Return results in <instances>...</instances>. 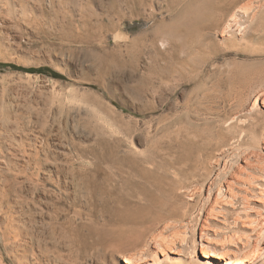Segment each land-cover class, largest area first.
I'll list each match as a JSON object with an SVG mask.
<instances>
[{
    "label": "bare ground",
    "instance_id": "bare-ground-1",
    "mask_svg": "<svg viewBox=\"0 0 264 264\" xmlns=\"http://www.w3.org/2000/svg\"><path fill=\"white\" fill-rule=\"evenodd\" d=\"M94 2L95 7H92L88 0L76 1L72 13H68L62 21L66 25L64 30L60 29V32L62 31L61 38L69 43L93 45L103 52L104 57L97 60L100 72L106 75L112 70L123 69L127 65V58L131 59L129 62L133 65L141 56L149 58L151 61L156 60V62V58H178L177 63L181 68L178 66L176 69H173L174 67L169 69L165 66H159L158 69H155L157 67L152 68L153 70L149 68L147 77L136 81L137 86L133 88L134 92L136 96L139 98L143 96L144 99L146 98L144 94L149 90L153 92L152 90L156 89L162 92L161 86L165 80L171 79L173 73L184 79L182 78L184 77V68L189 70L191 65V61H188L190 59H186L190 58L189 54L192 52L200 55L202 53L209 54V58H215L220 52L217 49V44L220 43L216 44V39L214 40L213 37H219L220 42L224 43L223 45H226L225 43L230 45L237 40L240 42L244 37L239 39V36L246 34L245 30L248 29L244 26L245 22H238L239 13L245 15L246 10L243 8H234L223 15L218 13L216 17L206 20L203 13L190 9L189 0H95ZM171 11H174V16L169 19V22L160 17L162 13ZM256 16L252 15L251 19ZM121 32L125 33L124 37H118V33ZM113 34L115 35L113 36ZM111 36H113V41L110 39ZM122 38L124 42L120 43ZM181 54L189 56L180 57ZM203 57L206 58L205 55ZM205 63L206 60L202 62L201 67H204ZM151 74L155 78L153 80L157 81V86L154 84L156 82L150 80ZM189 74L184 79L185 82L193 81L189 78L191 76ZM164 87L165 85L162 86V88ZM129 90L131 91V89ZM129 90L127 89V91ZM78 94L72 92L69 100L76 107H81L83 104L80 110H89V107L96 106L98 109H93L92 112L95 117L103 118L106 123L109 118H114L112 117L114 110L102 108L101 100L97 96ZM260 94L257 93L245 109H242L240 113L231 114L230 118L206 112V115L209 116L206 123L203 124L206 126L203 133L207 131L206 133H202L201 136L194 134V137L190 139L191 136L189 137L188 133L180 137L175 132L179 137L176 135L175 139L170 140L166 146L158 144L153 151L151 150L147 154L145 151L136 150L132 141L129 142V145L128 143L126 146L123 145V141L126 142L129 138L131 140L138 130L137 125H134L133 129L128 125L117 131L121 137L112 145L111 143L107 144L104 140H95L92 142L94 144L92 148L82 146L86 148L83 150L84 154L80 148L70 152L68 146L58 138V132L56 134L53 132L52 138L49 137L52 131L47 134L49 135L46 136L47 138L40 131L41 136L38 134L32 139L26 140L29 151L32 152L27 154L24 150L27 147L23 146V138L19 135L21 130L16 127L14 129V134L17 137V139L14 138L16 146L9 148L6 161L14 167H32L33 170H37L35 172L39 175L38 169L40 170L43 160L40 153L44 151L45 145H49L53 157L63 160L65 164L63 168L61 167L63 163L60 165L53 163L47 171L48 182L54 188H52L54 192L58 191L57 196L55 195V203H65L70 199L74 201L71 203V211L65 210L63 206L61 207L63 209L54 210L55 214L54 212L53 214L57 219L59 215L61 217L63 214V216L68 215L71 218H81L80 220H82V212L75 209L74 204L77 198L83 199L90 205L91 211L98 213V217L104 218L106 221H104V226H111L108 233L113 238L110 237L111 240L115 241L114 245L117 248V254L120 253L121 264H164L167 262L175 264H264V137L259 136L261 139L255 138L254 144H248V138L253 133H250L248 129L252 126L255 128L254 124L257 125V121L253 122L256 119L251 117V114L255 113L258 103L264 106V96ZM160 96L162 95L160 94ZM190 104L189 102V106ZM189 106L184 107L187 114L192 113V108ZM90 113L87 114V117L91 115ZM193 113L198 117L200 115L197 110ZM242 113L247 116H243ZM36 117L38 118V116ZM44 118H40V120L43 121ZM188 126L190 125L188 124ZM42 127L40 130L46 129L43 125ZM185 127L187 128V125ZM261 127L259 128L261 129ZM262 128L261 135L264 134V126ZM49 162L51 165V161ZM169 177L172 179L170 180ZM33 184L31 183V185ZM166 185L171 189H166ZM181 196L190 202L195 203V200H198L197 202L200 203L196 219L197 231L192 233L191 243L187 242L190 238L186 239V228L189 224L188 210L191 208L177 205L176 200ZM68 207L70 208V206ZM93 212L86 213V216L94 220ZM171 218L180 219V222L172 228L175 233L176 229L178 230L177 224L182 225L183 228V231H177L178 244L180 245L177 249L182 248V251L185 248L187 250L188 247L191 249L190 253H185V250L183 251L185 254L177 251L176 240L172 241L161 237L166 230L163 224ZM211 221L217 222L219 225L216 227L222 231L213 233L220 239V243L212 244L207 240V237H210L208 230L211 229L209 228ZM172 224L170 226H173ZM7 229L9 234L11 232L14 236L17 235V230L15 231L11 226ZM194 229L195 227H193ZM167 231L170 230L167 229ZM138 246L141 248L132 251L128 249L138 248ZM230 246L234 250L228 249ZM226 249L230 252H227ZM146 252L150 253L149 261H147ZM0 259L3 262V258Z\"/></svg>",
    "mask_w": 264,
    "mask_h": 264
},
{
    "label": "rangeland",
    "instance_id": "rangeland-1",
    "mask_svg": "<svg viewBox=\"0 0 264 264\" xmlns=\"http://www.w3.org/2000/svg\"><path fill=\"white\" fill-rule=\"evenodd\" d=\"M76 1L78 0H0V202L2 201L0 258H3V262L0 259V264H121L120 253L117 254L118 251L114 245L115 241L111 240L112 236L108 233L111 226H104V218L98 217V213L91 211L90 205L83 199L77 198L74 204L75 209L82 212V220H80L81 218H71L68 215L63 216V214L61 217L59 215L58 219L55 217L57 208L64 206L65 210L71 211V203L74 201L70 199L65 203H55V195L57 196L58 191L54 192V188L48 182L47 171L53 163H59V165L63 163L61 167L65 164L63 160L53 157L49 145H45L44 151L40 153V157L44 161H41L42 165L40 170L38 169L39 175L36 173L37 170H33L32 167H14L7 163L9 148L16 146L14 140V138L17 139L14 134L16 127L21 130L19 135L23 138V146L27 147L24 149L27 154L32 153L26 144L28 139H32L38 134L49 136L47 134H50L51 131L49 137L58 132V138L68 146L70 152L80 148L84 154L83 150L92 148L94 146L92 142L95 140H104L107 144L111 143L112 145L121 137L117 131L128 125L133 129L134 125H137L138 130L131 140L129 138L122 144L126 146L132 141L136 150L145 151L147 154V152L153 151L158 144L166 146L170 140L175 139L177 135L175 132L180 137L188 133V136H191L190 139L194 137V134L201 136L203 130H206V126L203 124L209 117L206 112L230 118L231 114L240 113L242 109H245L257 93L264 96V0H189L190 9L203 13L206 20L216 17L218 13H220L219 15L228 13L234 8L245 9L244 16L241 13L238 15L240 17L238 22H245L244 26L248 28L245 30L246 34L239 36V39L244 37L243 41L237 40L230 45L225 43L226 46L220 42L219 37H213L214 40L216 39V44L220 43L217 44V49L220 52L215 58H209L210 55L205 53L196 54L191 50H188L192 52L189 54L191 56L186 55L187 53L181 54L180 57L189 56L190 58L179 59H190L188 61H191L189 70L184 68V77L182 78L188 77L190 72L189 78L193 81L185 82L184 79L177 76L178 74L173 73L171 79L164 81L162 86L165 85V87L161 86L162 92L156 89L152 90L153 92L149 90L147 91L149 93L144 94L145 99L143 96L142 98L136 96L135 89H133L137 86L136 81L147 77L149 68L151 70L155 67L158 69L159 66L169 69L173 67L176 69L177 66L181 68L177 63L178 58H156V62V60L151 61L149 58L141 56L134 65L130 64V58L129 60L125 58L126 68L103 74L97 66L98 58L105 55L103 52L93 45L69 43L61 38L62 31L60 32V29L64 30L66 25L62 21L68 13H72ZM88 1L90 6L95 5V0ZM253 13L257 16L251 19ZM162 14L160 17L169 22V19L174 16V11ZM118 34V37L125 35L124 32ZM113 36L110 37L111 41H113ZM119 42L123 43V38ZM203 54L206 58L203 57ZM205 60L204 67H201ZM192 62L194 63L192 64ZM151 75L150 80L155 79L153 74ZM153 81L156 82L155 85H158L157 81ZM127 89H131V91L129 90V92ZM72 92L79 93L78 95L97 96L101 100L102 108L114 110V114H112L114 118H109L110 120L108 119L106 123L103 118L95 117L92 112L93 109H98L96 106H94L95 108L89 107V110H80L83 104L81 107H76L69 100ZM147 99L151 102H148ZM186 105L192 108V113L197 110L200 114L199 117L195 113L187 114L184 109ZM47 112L50 114L49 116ZM89 112H91V115L89 114L91 117L89 115L87 117ZM242 114L247 116L245 113ZM252 114L251 117L256 119L253 122L257 121V125L254 124L255 128L252 126L248 129L250 133H254L248 138V144L251 145L256 142L254 140L257 138V140L261 139L259 136L264 137V134L260 133L264 126L263 104L258 103L255 113ZM39 117L44 118L45 121L44 119L41 121ZM43 122L44 124H42ZM45 122L49 124L47 125ZM229 122L227 123L229 124ZM42 125L46 129L40 130ZM260 126H262L261 129ZM40 131H42L41 134ZM43 132L46 134L44 135ZM178 135L177 137H179ZM48 142L50 143V141ZM49 161H51V165ZM20 170L21 172H18ZM44 170L45 173H43ZM35 176L37 177L35 178ZM28 177L35 179H31L33 180L31 181ZM169 178L172 179V177ZM31 183L34 184L31 185ZM167 188L171 189L166 185ZM180 199L176 200L178 206L191 208L188 210L189 224L186 228L188 235H186V239L190 238L187 242L191 243L192 233L197 231L196 219L200 203L197 202L198 200H195L197 203L190 202L184 196H181ZM95 209L98 208L95 207ZM90 212H93L94 220L86 216V213ZM67 218L68 220H66ZM170 221L173 226H170ZM179 222L180 219L177 218H171L167 223L165 222L163 226L166 227V232L164 231L161 236L163 239L176 240V249L180 247L177 231H183V228L182 225L177 224L176 233L172 228ZM9 225L15 231L17 230V235L14 236L11 232L9 234L7 229L10 227ZM218 225L215 221L210 222L211 227L209 226V228L211 229L208 230L210 237H207V240L212 244L220 243V239L214 236V232H222L216 227ZM193 227H195L194 230ZM189 228L192 230L190 231ZM139 248L141 246L128 249L132 251ZM230 248L234 250L232 246L228 249ZM181 249L179 248L177 251H181ZM228 249H226L227 252H230ZM184 250L181 252L183 253ZM185 251V253H190L191 249L187 247ZM145 255L148 256V260L144 257L143 259L149 261L150 253L146 252Z\"/></svg>",
    "mask_w": 264,
    "mask_h": 264
}]
</instances>
